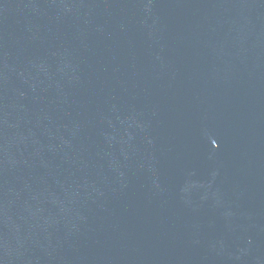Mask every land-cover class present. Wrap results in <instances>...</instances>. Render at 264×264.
I'll return each mask as SVG.
<instances>
[{
    "label": "water",
    "instance_id": "water-1",
    "mask_svg": "<svg viewBox=\"0 0 264 264\" xmlns=\"http://www.w3.org/2000/svg\"><path fill=\"white\" fill-rule=\"evenodd\" d=\"M0 264H264V0H0Z\"/></svg>",
    "mask_w": 264,
    "mask_h": 264
}]
</instances>
